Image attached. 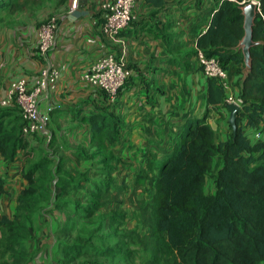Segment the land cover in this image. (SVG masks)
<instances>
[{
  "label": "trees",
  "instance_id": "16d2710c",
  "mask_svg": "<svg viewBox=\"0 0 264 264\" xmlns=\"http://www.w3.org/2000/svg\"><path fill=\"white\" fill-rule=\"evenodd\" d=\"M249 1L216 0L206 30L196 39V49L187 51L183 44L175 43L171 51L181 52L188 61L201 50L206 56H216L225 69L230 62L243 67V54L234 47L244 34L240 6ZM257 1L253 39L262 43L251 47L252 69L239 86L242 106L236 132L231 130L216 141L206 110L202 117L187 122L180 140L155 167L150 201L137 194L144 176L135 177L129 196L132 200L138 197L134 202L139 224L146 229L137 235V246L149 255L142 264L264 262V140H251L241 124L245 121L246 126L255 127L264 122V0ZM10 5L13 10L19 6ZM102 93L104 105L79 117L90 130V151L76 150L74 165L65 157L55 160L48 154L32 160L35 150L23 132L19 109L1 105L0 154L9 163L23 153L26 183L20 188L14 215L0 217V264L27 263L24 240L35 213L52 198L54 205L70 207L76 215L108 214L113 205L117 213L108 215L124 216L118 213V205L129 191L119 183L121 160L112 151L119 135L117 101ZM207 104L219 113L227 108L215 78L207 77ZM86 161L89 163L81 167ZM4 193L5 180L0 178V196ZM75 245L78 247L64 246L72 259L86 254L84 243Z\"/></svg>",
  "mask_w": 264,
  "mask_h": 264
},
{
  "label": "crops",
  "instance_id": "0c3cea01",
  "mask_svg": "<svg viewBox=\"0 0 264 264\" xmlns=\"http://www.w3.org/2000/svg\"><path fill=\"white\" fill-rule=\"evenodd\" d=\"M44 1L0 0V18L8 11L32 14L42 9L38 18L47 20L54 16L57 20L54 45L45 58L35 51L39 24L19 28L7 38L6 23L0 22V107L14 78L25 77L31 87L44 65L58 68V90L50 97L54 106L49 122L56 152L53 159L65 157L74 165L76 150L89 153L90 130L79 117L103 106L104 94L80 76L101 56L120 53L121 49L131 74L116 98L119 135L112 151L121 160L117 166L119 183L127 186L126 194L133 189L135 177L142 175L144 181L137 194L144 198L149 195L151 200L155 167L180 140L190 119L202 117L208 110L216 141L223 140L232 130L228 108L219 113L208 107L207 77L196 54L185 61L181 52L171 51L175 43L183 44L187 51L196 49V39L206 30L216 0H140L134 9L136 19L117 39L106 37L101 30L102 4L107 0H78L72 11L69 0H54L51 7H37ZM10 3L19 5L18 9L13 10ZM242 68L235 62L226 68L229 91L236 96L241 77L238 70ZM45 105L42 100L40 107ZM3 107L15 109L12 105ZM259 126L262 123L255 127ZM27 140L34 150L47 143L42 137L28 136ZM25 164L22 152L9 163L0 154V178L5 180L6 190L0 196V217L15 213L20 188L26 183L22 176ZM54 166L55 163L50 164L51 171ZM75 217L70 207L54 205L53 198L44 202L24 240L26 264H116L113 260L70 257L61 245L62 231H66V225L67 229L70 227L67 221L72 222Z\"/></svg>",
  "mask_w": 264,
  "mask_h": 264
},
{
  "label": "built area",
  "instance_id": "2783aa9c",
  "mask_svg": "<svg viewBox=\"0 0 264 264\" xmlns=\"http://www.w3.org/2000/svg\"><path fill=\"white\" fill-rule=\"evenodd\" d=\"M140 0H107L103 2L104 20L101 26L103 34L111 39H117L120 32L129 28L136 19L134 9ZM78 0H69V10H75ZM57 20L54 16L41 22L36 31L37 55L45 58L54 45V35ZM198 64L206 77L217 79L224 92V103H234L241 109L242 101L239 95L230 93L227 70L220 64L216 56H206L201 50L196 54ZM131 71L127 66L124 51L120 53H107L98 58L87 71L81 74L80 79L87 82L106 94L110 101H114L120 90L126 84ZM60 71L49 64L39 71L35 83L30 87L25 77L14 78L7 89L5 97L1 100L2 106L14 105L23 119V132L28 136L49 137L50 114L54 108L50 97L58 90ZM46 101L45 108L40 107V102ZM245 122V121H244ZM244 133L251 140L262 139V126H242ZM248 130V131H247Z\"/></svg>",
  "mask_w": 264,
  "mask_h": 264
},
{
  "label": "rangeland",
  "instance_id": "374dc122",
  "mask_svg": "<svg viewBox=\"0 0 264 264\" xmlns=\"http://www.w3.org/2000/svg\"><path fill=\"white\" fill-rule=\"evenodd\" d=\"M20 2L26 3L27 0H19ZM34 1V0H33ZM54 0H45L37 7L47 6L51 7ZM41 2V1H40ZM19 4V3H18ZM42 11V9H40ZM40 11H35L32 14L19 13L18 11H8L0 18V22L5 21L8 37H13L12 33H15L19 28L25 27L30 24L37 26L41 23L38 15ZM50 122V121H49ZM49 126V125H48ZM50 136L44 137L45 145L40 144L35 149V152L31 156L32 160H35L41 154H56L53 148V140L51 130L49 127ZM262 139H264V122L262 123ZM54 154V155H55ZM89 162H83L81 167H85ZM79 166V165H78ZM211 182L208 180V185ZM125 185V184H123ZM140 195H138L139 197ZM132 200V197L128 194L122 196V203L118 205V208L123 217H115L113 214L117 213L112 205L108 209V214L100 212L93 216H83L81 214L76 215L72 222L67 221L68 226L66 231H62L61 245H72V247H78L76 243H84L83 249L85 250L84 255L80 259H102V260H113L116 264H142L145 259L149 256L147 252H144L139 246H137V235L144 232V227L139 223V210L136 207V199ZM149 195L145 198L148 200ZM135 201V202H134ZM75 245V246H73ZM71 257V255H70ZM260 264H264L261 262Z\"/></svg>",
  "mask_w": 264,
  "mask_h": 264
},
{
  "label": "water",
  "instance_id": "95a60500",
  "mask_svg": "<svg viewBox=\"0 0 264 264\" xmlns=\"http://www.w3.org/2000/svg\"><path fill=\"white\" fill-rule=\"evenodd\" d=\"M240 10L241 14L243 15L244 34L234 49L241 51L243 54L244 66L241 70V77L239 79V86L241 87L248 78L252 69L250 49L255 45L261 44L262 41H256L253 39V26L255 24L257 12L259 10L258 2L256 0H250L246 4L241 5ZM226 106L229 110V125L231 126L232 132L235 133L238 127L237 117L240 108L234 103L227 104Z\"/></svg>",
  "mask_w": 264,
  "mask_h": 264
}]
</instances>
